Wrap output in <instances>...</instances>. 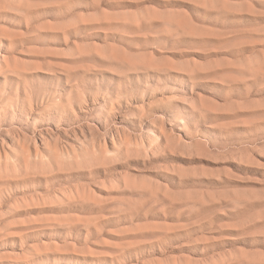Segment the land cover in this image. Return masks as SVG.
I'll list each match as a JSON object with an SVG mask.
<instances>
[{
  "label": "rangeland",
  "instance_id": "obj_1",
  "mask_svg": "<svg viewBox=\"0 0 264 264\" xmlns=\"http://www.w3.org/2000/svg\"><path fill=\"white\" fill-rule=\"evenodd\" d=\"M0 264H264V0H0Z\"/></svg>",
  "mask_w": 264,
  "mask_h": 264
}]
</instances>
